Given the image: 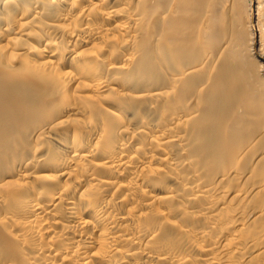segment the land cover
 <instances>
[{
    "label": "bare ground",
    "instance_id": "1",
    "mask_svg": "<svg viewBox=\"0 0 264 264\" xmlns=\"http://www.w3.org/2000/svg\"><path fill=\"white\" fill-rule=\"evenodd\" d=\"M0 264H264V0H0Z\"/></svg>",
    "mask_w": 264,
    "mask_h": 264
},
{
    "label": "rangeland",
    "instance_id": "2",
    "mask_svg": "<svg viewBox=\"0 0 264 264\" xmlns=\"http://www.w3.org/2000/svg\"><path fill=\"white\" fill-rule=\"evenodd\" d=\"M261 58L258 57V60H260Z\"/></svg>",
    "mask_w": 264,
    "mask_h": 264
}]
</instances>
